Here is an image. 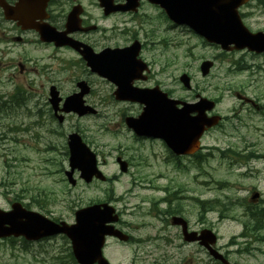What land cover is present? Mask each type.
<instances>
[{
    "label": "rangeland",
    "instance_id": "obj_1",
    "mask_svg": "<svg viewBox=\"0 0 264 264\" xmlns=\"http://www.w3.org/2000/svg\"><path fill=\"white\" fill-rule=\"evenodd\" d=\"M250 3L241 9L244 12L243 22L251 31H264V7L257 6L255 0ZM115 22L119 20L110 19L106 24ZM168 23L155 10L153 18L144 24L143 30L149 35L145 49H162L163 38L170 42L169 73L172 82L181 72H186L193 86L203 89L202 94L222 99L218 114L228 112V106L234 101L230 96L236 91L248 96H260L264 102V71L256 68L257 65L264 67V53L251 56L237 52L220 56L208 76L203 77L198 67L200 61L212 58L218 53V48L202 43L183 26L168 29ZM126 40L127 35L122 34L114 42L122 44ZM27 47L11 49V44H0L1 209H8L11 202L20 201L29 209L70 223L74 221V211L84 205L85 197L86 205L109 200L119 210L131 212L124 218L133 223L132 234L137 239H145L152 235L154 226L155 229L158 226L156 220L146 214L151 206L150 201L162 194L156 192L158 188L180 189V196L199 198L194 201L187 198L185 201L188 219L194 223L201 220L211 226L218 235L217 245L230 254L232 262L264 264V225L254 233L243 228V221L247 219L245 206L261 207L259 210L264 208V202L256 204L250 199L251 193L258 191L264 200V169L250 166L260 168L263 160L250 165H232L227 157L221 155V151L215 155L216 160L198 166L187 160L184 172L183 168L175 170L173 162L164 163L165 151L159 146L153 148L156 156L152 159L149 156V143L136 141L123 122V117L116 112L118 105L101 96L109 90V82L93 76L89 79L95 83V92L86 95V103L94 106L98 112L86 114V117L68 114L62 123H57L52 119L47 101L49 81L36 72L45 66L52 68L53 61L49 60V51L41 50L40 45ZM175 49H183L184 56L181 57L182 51ZM231 58L246 63L257 73L251 76L246 68L235 71L230 63ZM19 62L26 65L22 75L16 69ZM47 72V77L60 80L62 95L68 94L74 85L72 79L63 73L55 74L54 68ZM16 93L19 96L25 93L27 98L13 96ZM20 98L24 102L18 105L16 101ZM240 116L244 122L240 133L244 138L237 135L239 146L236 149L243 147L244 143L258 147L252 140L259 130L264 132V117L260 113L249 116L245 112ZM248 122L255 126L252 132L245 129ZM76 129L83 132L86 144L97 154L98 167L110 178L107 182L94 180L85 185L79 179L78 172L74 173L77 180L75 186L66 181L63 174V170L68 168L66 135ZM228 136L229 133L220 131L213 139H209V143L223 150L230 144ZM219 137L222 140L218 141ZM121 154L125 159L132 158L133 165L126 174L119 170L115 159ZM209 178L216 180V186ZM219 179L227 180V183L222 181L221 184ZM201 199L216 203L212 202L213 208L205 212L199 204ZM142 247L145 249L144 254L140 253L138 240L127 245L108 239L103 253L111 264L153 263V254L159 251L149 242L143 243ZM195 251L194 247H182L179 250L181 255L187 254L192 260L198 257L206 259L205 253ZM67 252L68 245L62 236L29 243H24L20 238L0 240V264H70L67 262Z\"/></svg>",
    "mask_w": 264,
    "mask_h": 264
},
{
    "label": "flooded vegetation",
    "instance_id": "obj_2",
    "mask_svg": "<svg viewBox=\"0 0 264 264\" xmlns=\"http://www.w3.org/2000/svg\"><path fill=\"white\" fill-rule=\"evenodd\" d=\"M124 2L125 0H112V5H122ZM155 10H157V13L161 16V10L147 0H139L137 5L134 8H131V10H110L108 13H105V9L100 6L98 0H0V44H11V49H26L27 46L30 45H40L41 50L50 51V57L54 60L53 68L56 70L55 74L63 73L64 75L69 76L74 85L68 94L63 96L59 86L60 80L46 76L48 75L47 71H52V68L43 67L37 72L40 77L48 79L46 80L49 81L47 91L51 85H55L58 94L62 98L70 94H79L83 91L81 100L85 106L86 95H92L95 92L93 87L95 83L92 79H89V77L93 76L107 80L109 82V90L104 92L101 96L107 97L111 103L118 105L116 112L120 117H123L125 125L127 117L136 119L140 117L145 104L136 100L116 99L114 93L118 90H120L123 95H130L133 98L142 94L140 91L158 88L160 91L166 93L169 98L179 101V104L176 105L177 108L183 106L181 102L194 104L198 102L200 98L208 97L214 101V107L210 110L208 115L218 114L220 111L219 107L221 106V98L202 94L201 92L203 89L200 87L198 88L197 85H194L192 86V89L187 90L181 85L178 78H174L173 82L171 81L169 73V41L164 38L162 39V49H145L146 39L149 35L146 30H143V26L145 23H149L153 18ZM110 19H118L119 22L106 24V21ZM128 23H133V25H129ZM46 24L51 28H54L56 31L62 32L65 37L89 45L94 52H100L105 47L124 48L137 40L140 42V49L136 58L141 60L142 63L139 61L138 65L132 66L133 69L128 67L124 72L125 76L120 79L118 86L116 87L107 78L92 72L88 67V63H86V60L81 58L78 50L73 49L68 45L58 46L54 42L42 41L37 29ZM168 24V29L175 27L170 23ZM122 34L127 35L126 42L122 44L114 42L117 36ZM175 50L182 51L181 57L184 56L183 49ZM217 52L218 53L212 55L211 58L214 62L219 60L218 56L221 51H218L217 49ZM238 52L249 54L251 56L257 55L247 50H240ZM236 53V51H231L223 54L231 55ZM230 61L232 67L240 66L241 64V62L233 61V58H231ZM139 64H141L142 68ZM248 68V70H250L252 67L248 66ZM258 68L263 69L260 71H264V67L261 65H258ZM16 69L20 75L26 71V68L22 63H17ZM211 69H213V67H211ZM86 71L88 76L87 79ZM250 72L253 74V71ZM181 73H184V71ZM79 80H83L84 82L83 85L78 87L77 82ZM86 82L89 87L87 94ZM193 89L195 90L194 92L192 91ZM186 91H189L190 93H186ZM180 92L185 93L181 94ZM242 95L243 96L240 98H237L235 94H231L230 97H233L234 101H231V104L228 106V112L225 114L221 113V119L217 125L205 130L198 138H196L195 143L189 144L190 147L188 151L190 152L188 153L186 152L187 147L185 148V152L177 153L162 139L156 138V136H139L134 134L131 128L127 125L126 127L129 129L130 133H132L133 138L136 141H147L149 143V148L151 150L149 156L152 159L156 156L153 148L155 146L163 148L165 151L164 163L167 164L173 162L174 169L178 171L183 168L185 172L187 160L195 163V166L201 165L212 159L213 161L216 160L215 155L218 153L217 147L220 146L216 144L212 146L209 143V139H213V136L220 131L229 133L228 138L231 140L230 144L223 148V150H226L225 155L228 158V162L232 165H250L252 162L264 161V132L259 130L252 140V143L259 144L261 150L252 151L253 147H251V144L249 143H244L243 147L236 149V147L239 146L238 141H236L237 135L239 138H244L242 132L240 133L241 124L244 123L240 114L245 112L250 116L254 115V113H260L261 117H264V102L261 101L260 96H250V98H248V95L243 93ZM154 97L155 95H148L147 99L152 100ZM156 98L158 103L149 104V107L147 105L146 114L149 112L150 115L154 116L155 114L160 115L161 113H166L168 117L172 112L171 105L168 103L167 108V106L162 103L160 97ZM61 104L62 102L60 105ZM50 109L52 119H56L52 108ZM195 115V112L190 114L192 117ZM83 116L86 117V113ZM168 119L170 118L168 117ZM161 122L163 124L171 123L170 120ZM252 127L255 126L247 125L245 129H249L252 132ZM70 132H78L83 136V132L78 129ZM69 133H67V135ZM67 135L66 149L68 154ZM205 140L206 142L203 143ZM219 140H222V137H219L218 141ZM220 148L222 149V147ZM116 157H118L117 160H123L128 166V169L132 167V158L125 159L123 154L117 155ZM156 192H162V194L158 195L156 199L150 201L151 206L149 207V210H146V214L156 220L158 223L157 228L155 229L154 226L152 235H150L145 241H141L136 237H130V240H138L140 253L144 254L145 249L142 247V244L145 242L151 243L154 249L159 251V253L153 254L155 257L152 258L153 263L151 264H238L232 262L230 254L217 244H214L213 248L220 251L228 260V263H222L221 261L212 258L202 246L200 239L186 241L183 235V224L180 218L185 220L187 231L194 232L193 237L195 238L205 226H210L201 220H197L194 223L188 219L185 204L187 197L186 195H179L181 192L180 189L173 191L165 187L164 189L158 188ZM254 202L257 204L259 202H264V200L259 197L255 199ZM84 207L86 208V197L84 199ZM118 212L119 222L116 223V226L119 229L128 230L127 232L130 233L134 229L133 223L125 219L124 216L130 215L131 212L127 210H119ZM182 247H194L196 249L195 253H205L206 259L202 260L198 257L197 260L194 258L192 260L187 257V254L181 255L179 250Z\"/></svg>",
    "mask_w": 264,
    "mask_h": 264
},
{
    "label": "water",
    "instance_id": "obj_3",
    "mask_svg": "<svg viewBox=\"0 0 264 264\" xmlns=\"http://www.w3.org/2000/svg\"><path fill=\"white\" fill-rule=\"evenodd\" d=\"M158 3L165 9L169 18L178 24L189 25L195 32L204 36L210 42L221 44L225 49L248 48L249 50H264V32H250L241 22L237 8L247 0H151ZM102 4H104L102 2ZM44 37L48 40L58 41L59 35L51 30L43 28ZM230 45H233L232 47ZM86 49H90L86 47ZM139 49L138 44L121 51H108L101 53L93 60V69L102 75H110L114 81L123 78L124 72L132 66L130 62ZM86 59L91 61L94 56L90 50H86ZM206 64L202 65L203 73L207 69ZM133 69V68H132ZM87 91V88H86ZM83 91L72 95L64 104L63 110L77 111L79 114L85 112L81 109ZM139 100L149 104H157L156 96L148 100L146 94L136 96ZM58 98H51V103L56 110ZM94 112V109L86 106V113ZM61 119V118H60ZM167 120V119H166ZM173 120V119H171ZM211 120V119H210ZM127 124L134 128L137 133L143 130L155 129L160 133L168 135L166 137L169 145L175 150L183 147L185 142L192 141L194 134H198L203 128H199L193 122L162 124L160 118L149 114L141 115L138 119H127ZM183 129L182 137L178 133L179 128ZM146 132V131H145ZM174 136V137H173ZM70 170L66 171L68 181L75 185L76 180L72 177L75 168L80 170V177L90 181L93 176L104 179V176L96 168V158L89 148L82 142L77 134L69 136ZM185 138V139H184ZM181 146V147H180ZM182 149V148H181ZM121 169L125 166L122 164ZM117 215L114 208L107 203L92 204L75 211V223L67 224L64 221L59 223L47 218L41 213L26 209L20 202H13L10 210L0 209V238L23 236L27 240H37L44 236L58 233L65 234L72 245L73 254L79 264H109L102 256L101 247L105 235H115L121 238V233L114 229L107 222L116 221ZM188 240L194 239L193 234L186 237ZM200 238L202 244H213L215 235L210 230L204 229ZM210 254L223 262L226 260L222 254L209 247Z\"/></svg>",
    "mask_w": 264,
    "mask_h": 264
},
{
    "label": "trees",
    "instance_id": "obj_4",
    "mask_svg": "<svg viewBox=\"0 0 264 264\" xmlns=\"http://www.w3.org/2000/svg\"><path fill=\"white\" fill-rule=\"evenodd\" d=\"M41 206V205H40ZM41 207H43V206H41Z\"/></svg>",
    "mask_w": 264,
    "mask_h": 264
}]
</instances>
